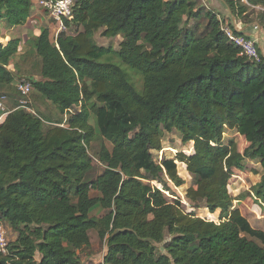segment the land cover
<instances>
[{
    "label": "trees",
    "instance_id": "obj_1",
    "mask_svg": "<svg viewBox=\"0 0 264 264\" xmlns=\"http://www.w3.org/2000/svg\"><path fill=\"white\" fill-rule=\"evenodd\" d=\"M219 2L234 34L246 36L233 20L264 29V0ZM32 13V0H0L8 28ZM223 23L198 0H74L53 41L47 27L27 40L40 76L32 90L59 117L45 121L15 101L0 121V220L16 232L0 264H83L90 231L106 246L104 264H264V232L228 189L247 159L264 171V56L242 54ZM100 29L122 37L118 50L96 43ZM4 42L0 90L20 94L10 62L21 39ZM225 128L244 138L243 151L223 142ZM173 131L192 148L157 163L152 151ZM96 140L104 168L93 177ZM177 162L191 178L186 209ZM251 193L264 205V173Z\"/></svg>",
    "mask_w": 264,
    "mask_h": 264
},
{
    "label": "rangeland",
    "instance_id": "obj_2",
    "mask_svg": "<svg viewBox=\"0 0 264 264\" xmlns=\"http://www.w3.org/2000/svg\"><path fill=\"white\" fill-rule=\"evenodd\" d=\"M33 2V16L31 19H29L28 28H17L16 31L10 30L8 27H6L4 22H0V41H5L8 38H5L6 35L9 36V38H23L24 37V43L22 44L20 52H23L21 55V58H19V62L12 61L10 64L17 65L19 71L16 72L13 70L14 77L16 80H27L31 82V80H38L40 79L39 76V70L38 66L35 63V56L32 53L30 44L27 43V40H29L31 37H33V32H37L38 29H40L42 23L35 15H43L46 14L41 6H39L37 0H32ZM198 7L202 9V11H208L213 10L216 12L217 16L220 19L224 20V23L228 22V18L224 16V11L228 12L224 5L219 2V0H198ZM35 14V15H34ZM48 15V14H47ZM200 22L198 24H195V27L201 29L204 22V16H201ZM194 20L189 19L185 27H189L194 25ZM223 23V24H224ZM236 25L238 26V23L234 21V26L236 28ZM239 30V29H238ZM103 29L98 30L95 35L94 39L96 43L100 46H111L114 50L119 49V43L122 40V37L116 36L112 38H107L102 33ZM56 29H52L50 33V38L53 41L54 36L56 35ZM33 34V35H32ZM35 36V35H34ZM13 67L10 65V69ZM132 78L137 79L138 76L132 74ZM137 85H140V80L137 79ZM38 96V95H37ZM36 94L33 92V90L30 91V93L23 97L21 96L15 89V87L12 88H3L0 90V101L4 105L6 102L5 100L11 101V104L6 105L4 110L0 109V113L3 111H6L7 109H11L14 106V102H18L21 105V100H25V108H27L29 111H38L39 114L42 116V118L47 120H53L54 118H58L59 114L55 107L49 102H47L44 98L37 97ZM2 97V98H1ZM5 97V98H3ZM78 110V107H74L72 110H70L69 114L75 112ZM37 112V113H38ZM65 118V117H64ZM90 123H94L93 117L90 119ZM50 124L48 122L45 123V126H49ZM229 140H234L236 142L237 147L240 151H243V149L246 147V142L244 141V138L237 134L235 130L225 128L223 133V142L226 144L229 142ZM105 144L110 148L111 145L109 142L104 141ZM192 148V142L188 143H182L180 139V135L173 131L171 133H164L163 139H162V147L159 151H152L153 159L160 163L164 158H174L177 153L183 152V153H189V151ZM99 149V141H93L91 143V146L88 148V152L90 156L92 157V165L93 168L91 170V176L95 177L101 171L103 170L104 166L98 162L96 159V152ZM177 172L178 174L184 179L185 183L181 187H177L175 189V194L180 196L183 206L186 209L191 203H189L185 199L184 191L185 189L191 184V178L188 177L186 174L183 165L177 162ZM264 171L260 167L259 163L256 160H246L245 161V167L242 171L235 170L234 174L232 175L229 184L228 189L233 197V207L237 208L240 213L247 218L250 225L258 230H261L264 232V205L260 204V202L256 201V198L251 193V188L256 185L263 175ZM153 185H156L157 187L161 188V185L156 182H152ZM171 193V192H170ZM165 191V195L168 197V199H173L172 194ZM202 208L200 207L198 211L200 214ZM102 213V210L98 207H95L94 210H92L91 215L98 216ZM213 218V217H209ZM0 223L4 229L5 237L7 241H11L15 239L16 232L12 230V228L7 225L4 221L0 220ZM90 237L94 240H98L95 231H90ZM99 241V240H98Z\"/></svg>",
    "mask_w": 264,
    "mask_h": 264
},
{
    "label": "built area",
    "instance_id": "obj_3",
    "mask_svg": "<svg viewBox=\"0 0 264 264\" xmlns=\"http://www.w3.org/2000/svg\"><path fill=\"white\" fill-rule=\"evenodd\" d=\"M37 2L39 6L47 12L49 17L59 24V30L64 29L63 21L65 19L70 20L72 18L74 0H37ZM261 9L264 10V8ZM239 25L240 24H238V27ZM222 29L227 34L229 40L241 49L242 54L248 56L250 59L259 60L254 38L234 34L227 23L222 25ZM253 29L258 30L259 26L255 24L253 25ZM16 88L22 96L26 97L32 90L31 82L27 80H18ZM20 102L21 105L25 106V100H21ZM7 247L8 241L0 223V253L5 255L7 253Z\"/></svg>",
    "mask_w": 264,
    "mask_h": 264
},
{
    "label": "crops",
    "instance_id": "obj_4",
    "mask_svg": "<svg viewBox=\"0 0 264 264\" xmlns=\"http://www.w3.org/2000/svg\"><path fill=\"white\" fill-rule=\"evenodd\" d=\"M34 9H33V11H34ZM32 16H33V13L31 14V16L28 18L27 22L23 26H15V27H12V28H9V29L10 30H14V31H16V29L19 28V27L20 28H23L24 30L27 29L29 27L28 26V23L30 22L29 19H31ZM35 16L42 23V25H41L40 28L47 27L49 29V32L50 33H51V30L52 29L53 30L56 29L57 32L59 31V24L56 21L52 20L47 15V13L46 14H43V15H40V16H38V15H35ZM224 16L228 18L229 17V13L226 12V11H224ZM233 21H235V20H233ZM235 22L238 23V24H240L239 27L236 25V29L237 30L239 29L238 31H241L246 36L255 39V41H256V47H257L258 51L260 52V54L262 56H264V29L259 26V29L258 30H254L253 29V24L252 25H249V26H245L241 21H235ZM39 30L40 29H38L37 32H33V34L34 33L35 34H38L39 33ZM5 38H8V39H6L4 43H6L10 39L8 35H6ZM23 43H24V37L21 39L20 46H19V50L21 49ZM22 54H23V52L18 51L16 53V55L14 56V58L11 60V62L12 61L19 62V58H21V55ZM10 65L13 67L12 70H16V72L19 71L17 65L16 66L13 65V64H10ZM36 96H37V94H36ZM37 97L42 98L41 96H37ZM3 98H5V97H3ZM5 101L6 102H4L5 103L4 105L0 101V109L1 110L2 109L4 110V108H5L6 105L11 104V101H8V100H5ZM47 102L49 103V101H47ZM8 110L9 109H7L6 111H3V112L0 113V121L4 118V116H5V114L7 113ZM95 239L93 240L90 237V245H89V247L80 252V259H81V262L83 264H104L103 260H104L105 254H106V246H105L104 243L101 244L98 240H95Z\"/></svg>",
    "mask_w": 264,
    "mask_h": 264
},
{
    "label": "water",
    "instance_id": "obj_5",
    "mask_svg": "<svg viewBox=\"0 0 264 264\" xmlns=\"http://www.w3.org/2000/svg\"><path fill=\"white\" fill-rule=\"evenodd\" d=\"M161 250H164V249L161 247Z\"/></svg>",
    "mask_w": 264,
    "mask_h": 264
}]
</instances>
